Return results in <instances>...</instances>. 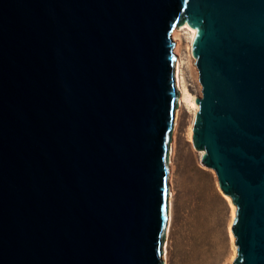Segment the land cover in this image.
<instances>
[{"label": "water", "instance_id": "obj_1", "mask_svg": "<svg viewBox=\"0 0 264 264\" xmlns=\"http://www.w3.org/2000/svg\"><path fill=\"white\" fill-rule=\"evenodd\" d=\"M180 26L230 264H264V0H0V264H164Z\"/></svg>", "mask_w": 264, "mask_h": 264}, {"label": "rangeland", "instance_id": "obj_2", "mask_svg": "<svg viewBox=\"0 0 264 264\" xmlns=\"http://www.w3.org/2000/svg\"><path fill=\"white\" fill-rule=\"evenodd\" d=\"M181 56L187 64L183 76L192 95L199 97L195 67L191 63L187 39L182 36ZM172 129L171 220L167 236L166 264H224L234 251L228 236L230 208L222 198L212 169L199 163L200 153L189 140L193 106H177Z\"/></svg>", "mask_w": 264, "mask_h": 264}, {"label": "bare ground", "instance_id": "obj_3", "mask_svg": "<svg viewBox=\"0 0 264 264\" xmlns=\"http://www.w3.org/2000/svg\"><path fill=\"white\" fill-rule=\"evenodd\" d=\"M184 35V37L187 39V47L188 50L190 51L191 54V41L194 38V36L196 35V30L190 29L186 26H180L177 27V29L175 28L172 33L171 36L173 38V40L175 41V46H174V52L176 54V63H175V84L177 87V90L179 91V96H178V107L181 106L182 104H188L190 103L193 106V114L190 120V124H189V140L191 139V121L194 115V112L196 111L197 107L196 104L194 102V98L195 96L192 95L189 91V88L187 87V84L185 82L184 76H183V67L185 64H187V61H184V58L181 56V53L179 52L180 50V45L182 43V36ZM191 57L193 60H195V57L192 56ZM178 113V109L176 110V114ZM176 117V115H175ZM176 121H174L173 127L175 126ZM191 141V140H190ZM170 159H169V170H171V155H172V144L170 143ZM200 155L203 153V151H199ZM170 175V174H169ZM168 189H169V195H168V221H167V226H166V233H165V240H164V245H163V258H164V264H166L167 261V236L169 233V225H170V220H171V197H172V190L169 187L168 184ZM221 196L222 198L227 202L229 208H230V219H229V223H228V236L230 238V240H232V235H231V231H230V226H231V222L233 220V206L230 204L228 198L221 192ZM234 256V251L232 252V254L229 257V260L224 263V264H230L232 259Z\"/></svg>", "mask_w": 264, "mask_h": 264}]
</instances>
